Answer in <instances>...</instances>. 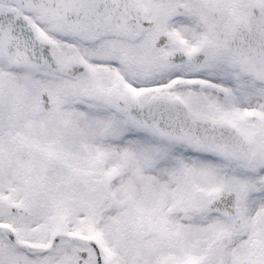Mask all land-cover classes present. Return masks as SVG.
<instances>
[{
    "label": "snow or ice",
    "instance_id": "1",
    "mask_svg": "<svg viewBox=\"0 0 264 264\" xmlns=\"http://www.w3.org/2000/svg\"><path fill=\"white\" fill-rule=\"evenodd\" d=\"M0 264H264V0H0Z\"/></svg>",
    "mask_w": 264,
    "mask_h": 264
}]
</instances>
